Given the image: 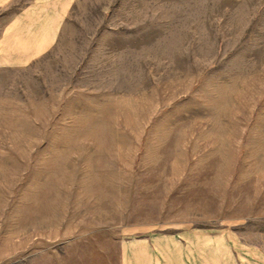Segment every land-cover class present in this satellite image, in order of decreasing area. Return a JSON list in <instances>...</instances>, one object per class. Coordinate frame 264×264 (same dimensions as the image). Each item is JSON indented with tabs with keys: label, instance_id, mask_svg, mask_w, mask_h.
I'll list each match as a JSON object with an SVG mask.
<instances>
[{
	"label": "rangeland",
	"instance_id": "obj_1",
	"mask_svg": "<svg viewBox=\"0 0 264 264\" xmlns=\"http://www.w3.org/2000/svg\"><path fill=\"white\" fill-rule=\"evenodd\" d=\"M60 33L0 68V264L263 242L264 0H77Z\"/></svg>",
	"mask_w": 264,
	"mask_h": 264
},
{
	"label": "crops",
	"instance_id": "obj_2",
	"mask_svg": "<svg viewBox=\"0 0 264 264\" xmlns=\"http://www.w3.org/2000/svg\"><path fill=\"white\" fill-rule=\"evenodd\" d=\"M13 2L0 0V8ZM76 2L28 0L17 8L0 31V68L22 69L47 54L57 44ZM134 247L131 263L126 264H264V241L249 244L233 233L203 228L179 236H149L146 247Z\"/></svg>",
	"mask_w": 264,
	"mask_h": 264
}]
</instances>
